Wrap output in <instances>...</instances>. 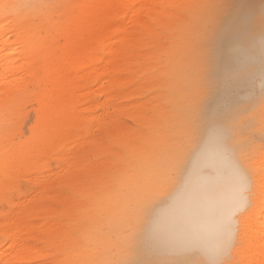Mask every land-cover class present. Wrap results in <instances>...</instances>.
I'll return each mask as SVG.
<instances>
[{
	"label": "rangeland",
	"instance_id": "1",
	"mask_svg": "<svg viewBox=\"0 0 264 264\" xmlns=\"http://www.w3.org/2000/svg\"><path fill=\"white\" fill-rule=\"evenodd\" d=\"M95 1L0 0V58L6 62L18 59L24 64L34 59L32 67L12 72L5 69L12 78L31 81L19 99L0 94V155L14 143L29 139L33 128L47 127V136L65 133L62 127L41 123L37 118L45 109L44 97L57 89L53 84L58 77V63L70 65L78 59V52L71 49L70 36L93 19L96 12L90 7ZM202 1L201 4L209 2ZM186 3L198 4L195 0ZM261 6L259 14L241 11L235 16L222 50L213 46L211 34L203 33L201 45L190 48L185 44L180 53L177 51L179 37L175 25L186 26L185 21L194 14L187 7H181L166 28L156 26L158 37L151 48L136 44L135 56H141L140 60L145 62L143 68L148 77L136 82L141 85L140 91L121 93L112 103L147 106L150 118L143 114H135L137 118L115 114L107 127L86 132L84 125H73L74 141L67 142L65 135L57 141L58 151L50 155V164L38 176L48 185L53 184L51 192L56 191L59 196H54L52 203L61 211V219L72 225L59 231L48 254L35 255L21 264H126L128 260L130 264H212L201 253L154 255L147 250L144 232L155 209L180 184L211 123L222 126L228 146L236 151L237 160L251 181L257 176L263 184L264 1ZM109 13L114 15L115 11L109 8ZM197 16L212 30L210 13ZM23 35L24 41L25 36L32 37L31 43L25 41L30 43L26 49L30 46L33 50L27 55L23 54ZM106 54L104 51L103 56ZM29 69H39L40 74L31 78ZM100 83L95 78L86 81L95 101L94 116L102 118L105 111L101 103L106 97L98 91ZM251 123L255 124L249 127ZM154 134L160 138L159 155L151 145ZM171 135L174 138L168 140ZM91 139L93 143H84ZM80 146L86 169L65 186L57 187L51 176L66 169L67 159L79 152ZM151 156L155 159L151 172L159 174L154 182L148 181L143 167L144 157ZM25 163L19 165V173L9 177L0 172L1 218L14 212L17 219L25 208L16 203L38 196L41 191L35 180L37 173ZM117 190L123 194L120 201L116 200L120 195H116ZM262 201L259 212L260 198L255 203L250 201L243 210L246 213L242 221L237 213V229L234 228L232 243L219 264H264ZM45 216H37L36 220L44 222ZM0 236L4 245L9 243L2 231Z\"/></svg>",
	"mask_w": 264,
	"mask_h": 264
},
{
	"label": "bare ground",
	"instance_id": "2",
	"mask_svg": "<svg viewBox=\"0 0 264 264\" xmlns=\"http://www.w3.org/2000/svg\"><path fill=\"white\" fill-rule=\"evenodd\" d=\"M195 1L198 4L186 3L187 0L93 2L90 7L93 13L96 12L93 19L70 36L73 40L71 49L78 52V59L70 65L65 62L58 63V77L53 84L57 89L53 94L44 97L45 109L40 118H37L41 123L62 127L66 134L47 136V127L36 130L33 128L29 139L20 140L7 150L1 151L0 163L3 162L0 165V172L6 177L19 173L17 171L19 165L26 161L28 168L37 173L35 180L41 191L38 196L16 203L25 208L18 214L17 219L14 212L9 216L0 217V231L6 234L9 241L4 245L0 236V264H21L35 255L48 254L52 241L60 235L59 231L67 230L72 225L61 219V211L52 203L54 196H59L56 191L51 192L53 184L48 185L38 175L50 164V155L58 151V140L65 135L67 142L74 141L73 125H84L83 129L88 132L95 127H107L115 114H129L132 118L143 114L144 117L150 118L147 106L131 107L128 104L112 103V100L121 93L140 91L141 85L136 82L140 78L148 77L147 71L143 68L145 62L140 60L141 56L138 58L135 56L136 44H145L151 48L154 38L158 37L159 31L156 26L166 28L169 20L179 13V9L187 7L186 9L194 14L188 22L185 21L186 26L181 23L175 25L179 37L176 42L179 47L177 51L180 53L185 44L190 48L201 45L203 33L211 34L213 46L222 50L227 45L224 40L231 34L235 16L240 15L241 11L259 14L264 0H209L202 4V0ZM109 8L115 11L114 15L109 13ZM203 12L210 13L212 17L210 19L212 30L207 29L206 24L203 25V22L198 20L197 15ZM23 37L24 35L21 36L22 40ZM137 38L139 40L135 42ZM7 41L8 39L4 40L5 43ZM25 41L31 43L32 37L25 36ZM25 41L23 40L25 48L23 54L27 55L33 50L30 46L26 49L30 43ZM104 51L107 52L106 56H103ZM149 60L150 56L147 61ZM33 61L34 59H29L24 64L18 59L6 62L0 58V69L3 68L0 70V94L13 95L14 98L17 96L19 99L27 82L31 80L26 81L23 77L12 78V74L6 73L5 69L8 72L26 69L32 67L30 64ZM39 74V69H29L31 78ZM94 78L100 79L98 91L106 97L101 103L102 110L105 111L102 118L94 116L95 101L91 98L92 93L86 85L87 79ZM126 82L127 86L124 85ZM80 102L84 104L79 105ZM254 124L251 123L249 127ZM221 127L218 124H209L180 184L162 202L163 204L155 209L144 232L147 250L150 253L154 255L161 253L166 256L201 253L212 264H219L224 252L232 243L234 228L237 229V213L242 221L246 213L243 210L248 207L250 201L253 200L255 203V199L258 201V198L260 203L258 202L257 212L263 206L264 182L261 185L262 180L259 181L257 176L253 182L251 181L249 173L239 164L236 151L228 146L226 132ZM173 138L171 135L168 140ZM89 142L93 143V139L84 141L86 145ZM151 145L159 155L161 146L158 134L153 135ZM79 150L67 159L64 171L51 176V181L55 182L57 187L65 186L86 169L83 148L80 146ZM144 159L146 164H143V167H146L148 181L154 182L159 177L155 171L151 172L155 159L153 156ZM18 188L20 189L19 186ZM115 193L120 194L116 200H122V192L117 190ZM113 211H118L116 204ZM41 215H46L44 217L46 221L36 220L37 216ZM45 239L47 243L44 242ZM116 246L123 247L122 244ZM130 263L128 260L126 264Z\"/></svg>",
	"mask_w": 264,
	"mask_h": 264
}]
</instances>
